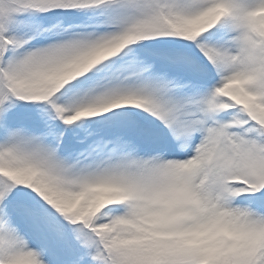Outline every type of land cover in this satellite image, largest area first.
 <instances>
[{
	"label": "snow or ice",
	"instance_id": "1",
	"mask_svg": "<svg viewBox=\"0 0 264 264\" xmlns=\"http://www.w3.org/2000/svg\"><path fill=\"white\" fill-rule=\"evenodd\" d=\"M0 264H264V0H0Z\"/></svg>",
	"mask_w": 264,
	"mask_h": 264
}]
</instances>
